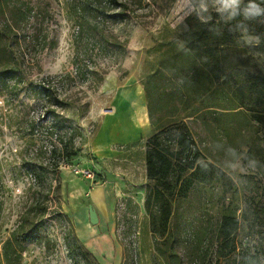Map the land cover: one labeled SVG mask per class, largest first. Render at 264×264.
<instances>
[{
  "label": "rangeland",
  "instance_id": "374dc122",
  "mask_svg": "<svg viewBox=\"0 0 264 264\" xmlns=\"http://www.w3.org/2000/svg\"><path fill=\"white\" fill-rule=\"evenodd\" d=\"M23 1L29 2L33 13L40 16L28 19L19 28L11 25L17 38L9 41V51L17 77L0 74V264L7 239L23 247L20 264H74V260L85 264L78 250H68V243L74 246V235L99 264H164L155 251L158 238L149 232L143 207L147 186L144 152L151 127L140 82L154 70L167 49L151 52L153 48L170 40L181 46L175 33L180 22L189 16L202 19L205 13L219 12V5L216 0H118L127 4V18L107 19L103 24L127 43L123 51L110 46L105 51L93 46L98 38L75 49L77 29L67 0ZM243 40L247 45L257 42L250 35ZM249 54L264 66V53ZM76 55L80 73H74L76 66L72 62ZM94 69L103 79L100 83L99 77L88 74ZM66 72L72 78L68 95L88 107L81 114L74 105L64 111L58 106L50 109L80 127L81 151L60 165L57 182L51 181L52 188L57 184L59 188L43 201L47 188L32 175L33 171L40 174L49 161L48 155L41 153L51 120L42 114L53 102L36 96L29 84ZM110 110L113 113L109 115ZM178 116L176 112L170 119ZM138 122L143 124L141 129H137ZM185 123L203 154L232 179L234 193L229 198L233 196L239 205L238 213L245 212L232 258L238 264H264V185L257 171L244 162L247 148L243 139L247 134L243 133V138L234 135L228 141L205 111L185 119ZM123 159L135 166L129 180L145 189L142 195V191L139 194L128 187V197L117 195L111 201L107 190L118 193L122 189ZM90 191L94 192L92 197ZM221 196L220 189L211 191V204L208 198L204 203L196 202L193 212L190 210L183 218L182 239L186 243L180 245L178 253L184 264H191L188 253L201 230L209 232L215 227ZM103 198L109 205V218L92 226L88 205L100 207L98 203ZM79 224L90 232H78ZM202 241L205 248L207 242L204 238ZM207 250L206 261H214L215 249Z\"/></svg>",
  "mask_w": 264,
  "mask_h": 264
},
{
  "label": "trees",
  "instance_id": "16d2710c",
  "mask_svg": "<svg viewBox=\"0 0 264 264\" xmlns=\"http://www.w3.org/2000/svg\"><path fill=\"white\" fill-rule=\"evenodd\" d=\"M67 2L77 29L73 40L76 50L84 42L98 38L93 46L98 45L105 51L108 46L123 51L127 41H120L103 23L107 19L125 20L126 3L118 0ZM247 3L248 0H242L241 9ZM116 11L118 13H112ZM37 16L40 13H33L29 2L0 0V74L17 77L9 51V41L12 37L17 38L11 25L19 28L23 22ZM175 33L181 46L170 40L153 48L151 52L167 47L154 70L144 75L140 82L151 127V135L145 142L147 186L143 204L149 232L158 238L155 251L164 264H184L178 253L180 245L186 243L182 239L185 232L183 218L190 210L193 212L196 202L201 204L208 198L211 204L210 192L220 189L223 196L219 219L209 232H205V228L196 236L188 253L189 262L238 264L232 255L237 248L235 237L242 219L246 218L245 212L238 213L239 205L235 204L233 196L229 198L234 193V182L199 149L185 119L205 111L228 141L234 135L243 138V133L247 134L243 139L247 148L244 162L257 171L264 185V66L249 54V51L264 53V16L245 19L240 14L229 19L227 13L220 12L205 13L202 19L189 16L180 22ZM245 35L255 37L257 42L247 45L243 40ZM76 60L77 55L72 62L76 66L74 73H80ZM88 74L99 77V83L103 80L95 69ZM71 81L70 72H66L29 84L36 96L45 98L47 103L53 102L42 114L43 118L51 120L41 153L48 155L49 161L40 174L33 171L32 175L47 188L43 201L59 188L58 184L52 188L51 181L57 182L60 165L81 151L83 134L80 127L74 126L64 114L56 113V109H50L58 106L64 111L74 105L76 112L81 114L88 107L68 95ZM176 112L180 117L170 119ZM205 236L211 238L207 240ZM203 238L207 242L205 248L202 247ZM73 240V247L68 243L69 251L78 250L85 264H99L75 235ZM210 248L215 249L214 261H206ZM22 249L20 244L5 240L3 264H20ZM74 264L77 261L74 260Z\"/></svg>",
  "mask_w": 264,
  "mask_h": 264
},
{
  "label": "crops",
  "instance_id": "0c3cea01",
  "mask_svg": "<svg viewBox=\"0 0 264 264\" xmlns=\"http://www.w3.org/2000/svg\"><path fill=\"white\" fill-rule=\"evenodd\" d=\"M142 122H143V124H145L146 117H144ZM144 168H145V166H144ZM134 169H135V166L132 164V162H130L128 160L126 162H124V159L122 160V189H120L118 193H113L112 189L107 190L110 193L109 198L112 199L111 201H114V198H115L114 196H117V195L118 196L122 195V198L125 196L128 197L129 196L127 194L128 187L135 189V190L137 189L139 194H141V191H142V195H143V191L145 189V188H143L144 186H142L140 184H135V183H133V181L129 180V177L133 176V174H134ZM143 174H144V179H146L145 169H144ZM94 191L96 192L97 190L94 189ZM93 194H94L93 191L89 192L90 197H92ZM140 199H142V198H140ZM100 201L101 202L98 203L100 207H96L95 205H92V206L94 207V210L96 211V214L98 217V223H104L109 218V213L107 211V208L109 205L107 204L105 198L101 199ZM141 202L143 203V199L141 200ZM87 216H88V208H87ZM77 230L81 234H84V233L88 234L90 232L87 228L83 227L82 224H79L77 226Z\"/></svg>",
  "mask_w": 264,
  "mask_h": 264
},
{
  "label": "clouds",
  "instance_id": "9594fccd",
  "mask_svg": "<svg viewBox=\"0 0 264 264\" xmlns=\"http://www.w3.org/2000/svg\"><path fill=\"white\" fill-rule=\"evenodd\" d=\"M242 0H216V4L219 5L217 11L221 14L227 13L228 18H235L237 15L242 14L245 19H253L256 17L264 16V0L257 3L256 0H248L245 7L241 9L240 5Z\"/></svg>",
  "mask_w": 264,
  "mask_h": 264
},
{
  "label": "water",
  "instance_id": "95a60500",
  "mask_svg": "<svg viewBox=\"0 0 264 264\" xmlns=\"http://www.w3.org/2000/svg\"><path fill=\"white\" fill-rule=\"evenodd\" d=\"M88 219L92 226H95L98 223V217L92 205H88Z\"/></svg>",
  "mask_w": 264,
  "mask_h": 264
},
{
  "label": "bare ground",
  "instance_id": "6f19581e",
  "mask_svg": "<svg viewBox=\"0 0 264 264\" xmlns=\"http://www.w3.org/2000/svg\"><path fill=\"white\" fill-rule=\"evenodd\" d=\"M129 92V91H128ZM126 95V94H125ZM124 94H123V96H125ZM128 95V94H127ZM129 96V95H128ZM123 98V97H122ZM126 98V97H125ZM144 110V109H143ZM119 111V110H118ZM108 112V111H107ZM113 113V110H110V112H108V114L110 115V114H112ZM136 126H137V129H141L142 128V126H143V124H141V122H138V124H136ZM122 132H123V130H122Z\"/></svg>",
  "mask_w": 264,
  "mask_h": 264
}]
</instances>
